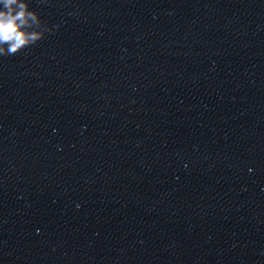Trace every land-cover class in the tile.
Segmentation results:
<instances>
[{
  "label": "clouds",
  "instance_id": "obj_1",
  "mask_svg": "<svg viewBox=\"0 0 264 264\" xmlns=\"http://www.w3.org/2000/svg\"><path fill=\"white\" fill-rule=\"evenodd\" d=\"M0 56L15 55L48 31L27 0H0Z\"/></svg>",
  "mask_w": 264,
  "mask_h": 264
}]
</instances>
